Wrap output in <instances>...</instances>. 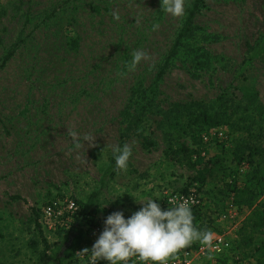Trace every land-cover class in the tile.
<instances>
[{"label": "rangeland", "instance_id": "obj_1", "mask_svg": "<svg viewBox=\"0 0 264 264\" xmlns=\"http://www.w3.org/2000/svg\"><path fill=\"white\" fill-rule=\"evenodd\" d=\"M2 1L0 264H44L39 258L43 246L36 250L30 245L35 235L32 216L54 197L91 199L88 215L100 218L114 211L130 216L142 207L135 197H154L162 208L173 207L168 194L181 192L189 181L183 184L184 169L164 158L163 150L181 142L197 148L199 143L175 128L188 119L185 105L213 113L222 106L223 92L224 98L235 99L232 88L251 81L264 103V0H205L162 75L195 0H186L182 17L166 14L161 0ZM113 11L119 13V20L113 18ZM155 25L159 27L153 30ZM5 50L13 56L3 65ZM136 50L144 51L147 58L129 71ZM137 101L148 113L127 142L134 153L127 172H118L106 146L120 144L133 112L129 106ZM253 119L241 121V148L264 150V119L258 115ZM224 125L208 126L202 134L212 157L223 156L221 148H232L231 139L216 144L230 136L229 124ZM218 129L224 137L216 136ZM69 130L96 137L95 146L82 142L79 150H73ZM143 136L154 139L156 146L144 150L139 143ZM238 166L239 183L244 186L249 163ZM260 186L255 187L253 207L234 202L241 218L233 240L214 233L239 242L217 254L203 253L204 246L195 241L192 264H264V224L261 231L254 226L240 230L252 211L264 213ZM44 229L50 253L61 254L62 264H76L63 256L72 242H79V229L60 228L56 233Z\"/></svg>", "mask_w": 264, "mask_h": 264}, {"label": "trees", "instance_id": "obj_2", "mask_svg": "<svg viewBox=\"0 0 264 264\" xmlns=\"http://www.w3.org/2000/svg\"><path fill=\"white\" fill-rule=\"evenodd\" d=\"M0 2L4 3L2 0H0ZM204 2L205 0L194 1L185 23L169 52L163 68L161 69L160 75L165 73L167 68L172 63V60L179 53L182 39L192 30L194 18L200 8L204 5ZM2 42L3 39L0 36V44H2ZM12 56V52L5 50L3 55V65L6 64ZM237 91H240L241 94L237 93ZM224 93L225 92H223L219 97L222 101L219 106H222L213 113L205 109V111L200 108L195 109V107L193 108L194 110H192V106L185 105V111H187L186 113L188 115V119L184 125L179 124L175 128L179 130L180 135L190 134L193 137L198 138L199 143H197V148H192L190 145L181 142L173 145L172 147L168 146L163 150L164 158L173 163L174 166L184 169V172L182 173L184 176L187 175L183 184L188 181L189 183H187L186 188L182 190L181 193H187L191 189H196L201 196V204L191 207L194 216V224L202 230L208 229L212 232L213 230H218L215 227V222L218 218H220L222 210L225 208V201H227L232 194L234 195V202L240 207L246 206L250 208L255 204L257 192L255 187L257 185H261L260 187L264 188V150L261 148H241L240 138L238 136L239 131H241L240 127L243 125H241V121H248L250 119L256 120L253 119L255 115H258V118L262 117L264 119V103L260 100L256 83L255 81H251L241 86H235L232 88L230 94L237 97L235 99L224 98ZM228 101L229 103H227ZM138 103L139 101H137V105L129 106L133 108V112L130 114L129 119L127 120V126L120 136L119 145L121 146L136 136L138 126L141 125L146 113H148L145 105ZM177 106H179V104H177ZM179 109L182 114V108ZM224 123L229 124L228 128H230V136L227 135L225 138L217 139L216 144L224 145L229 141V139H231V141H233L232 148H221L222 153L225 156H203L202 152L206 150V143L202 138L203 132L207 130L208 126L209 128L224 127ZM250 126L251 124L247 125V128ZM139 143L146 151H149L156 146V141L154 139L145 136L139 137ZM257 157L261 158L262 162H256L255 160H258ZM224 159L230 160V162L227 160L224 161ZM234 161H236V164ZM244 161L245 163H249V168L247 169V180L245 184H243L244 186H241L239 180L240 175L242 174L238 165ZM228 178H231L232 181H227ZM218 182H221V184L219 185ZM202 192H204V196ZM217 194H220V196L218 197ZM64 197H54L47 201L46 204L54 199ZM203 197L209 199V201L207 203L203 202ZM10 198L14 200L22 199L18 195H11ZM72 198L76 200L79 209L73 216L74 218L71 221L70 226L65 229H68V231H78L77 229H79L80 240L75 244L72 242L63 257L66 259L71 258L72 261L74 260V263L79 264L81 262L76 255V251L88 245L89 232L95 221L100 217H91V215H88V209L90 208V203H92L91 199L87 202H80L75 197L72 196ZM42 208L43 206L38 209V212L33 213L32 216L34 219L33 223L35 235H33L30 245L36 250L39 249L40 245L43 246V250L39 253V258L42 263L50 264L54 262L55 264H62L61 254L55 253L54 255L50 253L51 246L45 235V225L41 222ZM214 208H216V210L209 212ZM106 217L107 216L102 217L101 219H106ZM263 224L264 213L260 216L258 212L252 211L246 218V221L243 222L240 230L243 232L244 229L254 226L256 228L255 230L261 231ZM61 231L62 229L57 228L55 233ZM249 239H251V237L247 238V240ZM238 242V240H231L230 248ZM194 243L195 242L191 244V247H194ZM75 245H77L75 252L74 254H71L73 246ZM97 264H107V262L100 260Z\"/></svg>", "mask_w": 264, "mask_h": 264}, {"label": "clouds", "instance_id": "obj_3", "mask_svg": "<svg viewBox=\"0 0 264 264\" xmlns=\"http://www.w3.org/2000/svg\"><path fill=\"white\" fill-rule=\"evenodd\" d=\"M185 4L186 0H161V9L173 17H182L185 14ZM111 14L115 20L120 19L118 12L113 11ZM158 27L155 25L153 30ZM146 58L144 51H134L127 65L128 70L135 71ZM68 135L73 140V150H79L83 143H87L89 147L95 146L96 137L92 135L79 136L72 130L68 131ZM106 147L111 148L115 169L127 172L134 154L133 145L124 143L122 146ZM135 198L142 207L128 217L124 211L109 214L104 220L103 231L91 249H85L93 257L92 264H97L98 260H104L107 264H129L133 257H137L142 264H167L174 253L195 241L211 248L215 239L214 232L201 230L194 224L192 208L187 201L164 209L154 197Z\"/></svg>", "mask_w": 264, "mask_h": 264}, {"label": "built area", "instance_id": "obj_4", "mask_svg": "<svg viewBox=\"0 0 264 264\" xmlns=\"http://www.w3.org/2000/svg\"><path fill=\"white\" fill-rule=\"evenodd\" d=\"M216 136L224 137V132L221 129L216 131ZM206 140L209 139L205 135ZM175 206L181 201H187L191 207L201 204V196L196 189H191L187 193H169L168 202ZM79 206L76 200L70 196L57 198L44 205L42 208L41 222L49 229L56 230L57 228H68L73 220V216L77 213ZM105 219H97L89 232V243L86 247L78 249L76 255L82 264H92L93 257L90 252L85 249H91L99 234L103 231ZM231 247V241L225 235H215L211 248L204 246L201 251L204 253L208 250L210 253H223ZM196 256L194 247L188 246L178 250L167 261V264H192ZM100 261V260H98ZM97 261V262H98ZM104 261V260H101ZM130 264H142L137 257H133L129 261Z\"/></svg>", "mask_w": 264, "mask_h": 264}, {"label": "crops", "instance_id": "obj_5", "mask_svg": "<svg viewBox=\"0 0 264 264\" xmlns=\"http://www.w3.org/2000/svg\"><path fill=\"white\" fill-rule=\"evenodd\" d=\"M211 152L204 150L202 155L210 156ZM232 181L231 178H228L227 181ZM219 193V192H218ZM218 197L220 194H217ZM222 197V196H221ZM232 200V201H231ZM238 206L234 204V195L232 194L227 201H225V208L222 210L220 218L215 222V227L218 230H213L214 233H224L228 235L231 239L234 238V233L240 224L241 216L237 211ZM235 223V225H233ZM233 240V239H232Z\"/></svg>", "mask_w": 264, "mask_h": 264}]
</instances>
